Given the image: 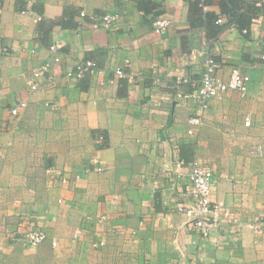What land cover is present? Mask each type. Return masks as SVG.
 Here are the masks:
<instances>
[{
	"label": "crops",
	"instance_id": "crops-1",
	"mask_svg": "<svg viewBox=\"0 0 264 264\" xmlns=\"http://www.w3.org/2000/svg\"><path fill=\"white\" fill-rule=\"evenodd\" d=\"M137 1L0 0V264H264V219L251 226L264 206V154L251 156L245 138L251 128L264 148V11L248 33L233 24L209 42L203 24L191 26L194 0H151L162 10L154 17ZM220 2L205 10L224 23ZM107 13L118 15L112 28L92 27ZM161 16L171 25L158 34ZM194 50L209 51L223 79L233 67L251 76L246 97L210 99L195 136L196 100H174L180 77L189 90L201 84ZM88 60L94 71L67 76ZM195 158L232 210L208 238L178 211ZM28 227L47 238L27 244Z\"/></svg>",
	"mask_w": 264,
	"mask_h": 264
},
{
	"label": "built area",
	"instance_id": "built-area-1",
	"mask_svg": "<svg viewBox=\"0 0 264 264\" xmlns=\"http://www.w3.org/2000/svg\"><path fill=\"white\" fill-rule=\"evenodd\" d=\"M264 1V0H263ZM205 9L207 6L204 7ZM85 13L83 12L82 15ZM118 20L117 14L107 13L102 17L101 21H95L92 23V27L95 28H112L115 22ZM222 20L219 19L218 22ZM171 25V20L167 17H157L153 21L154 31L158 34L166 32ZM246 32V30H244ZM264 37V34H263ZM57 46L52 44L51 50H55ZM201 55L203 58V73L201 84L193 89L186 90L184 84L188 82L185 76L178 79L177 86L174 93V100L177 103L178 100H184L187 98H193L197 102L198 114L192 116L189 119L191 128L188 133L191 135H197L199 130L204 125L205 112L210 105L211 98L224 99L232 92L239 93L240 96L246 97L249 91V85L251 82V76L249 73L243 71L239 67H233L230 77L228 79L221 78L217 71L220 68V63L215 57L209 53V51H192L191 57L195 59ZM260 57L264 59V45ZM49 63H46L41 69L34 71L33 79L30 82L29 91H36L39 88L38 79L42 77L46 71L49 70ZM96 63L93 60H88L77 65L76 71H68L67 76L81 75L84 72L94 71L96 69ZM117 74L125 76V73L121 68L117 69ZM28 102L26 100L19 101L11 109L12 117L18 118L22 114V110L26 109ZM244 124L246 126L252 125V119L249 115L245 116ZM197 128L196 130L194 129ZM100 140L104 139V136L99 137ZM1 146V145H0ZM251 152L256 155H263L264 148L261 144H254L251 146ZM183 161L179 160L176 163L178 168H181ZM189 180L190 187L188 194L191 196L189 203H182L178 206V211L184 213L187 216L189 224H191L201 236L208 238L211 236L212 229L218 226L223 218L228 220L232 219V210L225 204L224 201L215 199L213 197L214 185H215V173L214 170L206 165L201 159L195 158L190 163ZM66 182V179H63ZM264 219V206L261 212L258 214L256 220L251 223V226L256 231L261 228L260 223ZM47 238V234L44 231L36 230L28 227L24 233V239L27 244L35 246L43 242ZM54 245L55 242L53 243ZM93 245L103 246L105 241L101 240L94 242ZM153 264V263H147Z\"/></svg>",
	"mask_w": 264,
	"mask_h": 264
},
{
	"label": "trees",
	"instance_id": "trees-1",
	"mask_svg": "<svg viewBox=\"0 0 264 264\" xmlns=\"http://www.w3.org/2000/svg\"><path fill=\"white\" fill-rule=\"evenodd\" d=\"M137 6L144 12V15L153 17L161 13L157 3L151 0H138ZM207 0H194L190 2V21L191 26L204 25L206 28V35L209 42L217 39V37L230 25H237L240 30L250 31L254 18L258 16L261 11H264V3L258 6L256 3H248L245 0H221L220 14L227 17L224 23L218 22L220 15L214 11L205 10ZM186 90H189L184 85ZM191 91V90H190Z\"/></svg>",
	"mask_w": 264,
	"mask_h": 264
},
{
	"label": "rangeland",
	"instance_id": "rangeland-1",
	"mask_svg": "<svg viewBox=\"0 0 264 264\" xmlns=\"http://www.w3.org/2000/svg\"><path fill=\"white\" fill-rule=\"evenodd\" d=\"M252 126H253V124H252ZM252 126H250V127H252ZM248 141H250L251 142V146L252 145H254V144H257V139L259 138V134L255 131V132H252L251 131V128L250 129H248V132H247V134H246V137H245ZM251 146H250V148H249V154L251 155V156H262V155H256L255 153H252L251 152Z\"/></svg>",
	"mask_w": 264,
	"mask_h": 264
}]
</instances>
